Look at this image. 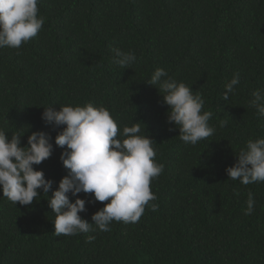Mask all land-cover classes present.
I'll use <instances>...</instances> for the list:
<instances>
[{
    "label": "trees",
    "instance_id": "1",
    "mask_svg": "<svg viewBox=\"0 0 264 264\" xmlns=\"http://www.w3.org/2000/svg\"><path fill=\"white\" fill-rule=\"evenodd\" d=\"M38 8V35L19 50L0 48V127L25 131L22 146L32 131L50 135L52 154L34 167L54 190L68 174L55 145L63 126L46 124L42 106L103 104L120 130L140 123L157 142L164 170L149 203L159 208L146 206L136 223L113 221L109 232L57 237L47 194L22 206L0 190V264H264V182L245 186L226 173L248 139L264 138V117L248 103L264 89V0H39ZM113 47L135 53L131 68L113 62ZM157 68L203 95L213 136L180 139L146 81ZM235 73L240 82L225 102ZM250 191L254 210L245 215ZM78 195L92 223L104 202Z\"/></svg>",
    "mask_w": 264,
    "mask_h": 264
},
{
    "label": "clouds",
    "instance_id": "2",
    "mask_svg": "<svg viewBox=\"0 0 264 264\" xmlns=\"http://www.w3.org/2000/svg\"><path fill=\"white\" fill-rule=\"evenodd\" d=\"M39 0H0V48L19 50L35 38L45 23L39 14ZM113 62L126 69L136 62L132 51L118 47L111 49ZM148 84L155 86L168 106L167 120L179 129L180 139L196 145L215 133L210 126L211 111H205V100L184 82L170 77L164 68L152 73ZM239 73L226 82L221 96L225 102L235 92ZM248 102L257 114L264 117V89L252 92ZM42 106V105H41ZM43 107L42 120L53 127H62L55 136V145L63 149L60 160L68 170L58 187L52 190L53 181L46 179L43 170L34 165L48 159L53 151L51 137L43 130L32 131L27 144L21 145L25 131L11 135L0 127V190L13 204L29 206L38 196L47 194L48 206L55 214L53 234L57 237L76 236L81 233L111 231L113 221L136 223L145 212L158 210L156 195L151 191L152 180L159 177L164 165L155 160L157 143L140 123L124 126L122 130L103 104L88 102L81 105H60L54 109ZM221 126H224L221 124ZM174 130L173 128L169 129ZM27 131V130H26ZM233 166L226 168L230 180L243 185L264 182V138L248 139L244 148L236 153ZM42 190V192L40 191ZM52 195L49 196V191ZM92 194L104 206L92 214L90 223L81 217L86 201L79 193ZM69 193L75 197L70 199ZM253 193H248L245 215L254 210ZM93 224L96 228H93ZM95 235H88L91 243Z\"/></svg>",
    "mask_w": 264,
    "mask_h": 264
}]
</instances>
